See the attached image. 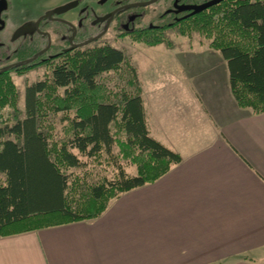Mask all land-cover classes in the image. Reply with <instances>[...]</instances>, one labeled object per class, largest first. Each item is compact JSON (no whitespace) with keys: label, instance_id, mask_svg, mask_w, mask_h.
Segmentation results:
<instances>
[{"label":"crops","instance_id":"obj_1","mask_svg":"<svg viewBox=\"0 0 264 264\" xmlns=\"http://www.w3.org/2000/svg\"><path fill=\"white\" fill-rule=\"evenodd\" d=\"M163 49L138 74L151 136L182 161L98 218L0 237V264H264V114L219 51Z\"/></svg>","mask_w":264,"mask_h":264},{"label":"trees","instance_id":"obj_2","mask_svg":"<svg viewBox=\"0 0 264 264\" xmlns=\"http://www.w3.org/2000/svg\"><path fill=\"white\" fill-rule=\"evenodd\" d=\"M194 33L212 39L226 60L238 105L264 114V0L227 3L180 31ZM51 68L27 88L24 114L13 82L6 78L0 88L1 106L15 112L14 123L0 125V237L98 218L121 194L155 183L182 161L151 136L138 70L122 50L73 49ZM103 156L115 166L113 178L85 170L84 158Z\"/></svg>","mask_w":264,"mask_h":264},{"label":"flooded vegetation","instance_id":"obj_3","mask_svg":"<svg viewBox=\"0 0 264 264\" xmlns=\"http://www.w3.org/2000/svg\"><path fill=\"white\" fill-rule=\"evenodd\" d=\"M242 1L0 0V85L11 73L51 65L73 49L109 39L145 44L178 37L183 26Z\"/></svg>","mask_w":264,"mask_h":264},{"label":"rangeland","instance_id":"obj_4","mask_svg":"<svg viewBox=\"0 0 264 264\" xmlns=\"http://www.w3.org/2000/svg\"><path fill=\"white\" fill-rule=\"evenodd\" d=\"M106 42L108 43L107 45H110L118 50H122L126 54L131 64L138 69L140 77L142 81H144L145 68L150 65L148 57L161 53L164 50V45L176 48H209L212 39H208L198 33H194L191 36L178 35V37H176L172 35L169 36V38L165 39V43L162 47L157 48H152L143 43L135 42L128 39L118 41L114 39H109ZM94 45H99V43ZM144 53L147 58L143 56ZM219 54L223 59L222 54L220 52ZM51 67L52 64L47 66L36 67L32 70L11 73V75L7 77L10 79V81L13 82L16 87L17 108L18 110H20L21 113L24 114L25 111V93L27 88L39 81L46 80L51 73ZM6 81L7 80L5 79V81L0 85V88H4ZM60 92L63 93V91ZM6 101V99L0 96V125L4 123L12 124L15 120L14 109L9 104L1 106V104L5 103ZM115 151L117 152L116 148ZM83 161L88 163V166H86L85 170L92 172L94 174V177L106 175L108 178H113L114 174L116 173L115 166L113 165L112 161H110V159H107L105 156L98 160H88L84 158ZM129 172L130 174L135 175L136 168L130 167ZM58 217L59 216L57 215H53L52 217H50L49 220H57Z\"/></svg>","mask_w":264,"mask_h":264},{"label":"water","instance_id":"obj_5","mask_svg":"<svg viewBox=\"0 0 264 264\" xmlns=\"http://www.w3.org/2000/svg\"><path fill=\"white\" fill-rule=\"evenodd\" d=\"M217 2H219V1H214V2H212V3H209V4H207V5H205V6H203V7H200V8H198V10H203V9H206V8H208V7H210V6H213V5H215V4H218ZM66 10H68V9H60L59 11L60 12H64V11H66Z\"/></svg>","mask_w":264,"mask_h":264}]
</instances>
